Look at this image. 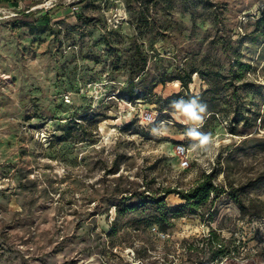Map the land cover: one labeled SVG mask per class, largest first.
Here are the masks:
<instances>
[{
	"label": "rangeland",
	"instance_id": "374dc122",
	"mask_svg": "<svg viewBox=\"0 0 264 264\" xmlns=\"http://www.w3.org/2000/svg\"><path fill=\"white\" fill-rule=\"evenodd\" d=\"M257 224L264 0H0V264H264Z\"/></svg>",
	"mask_w": 264,
	"mask_h": 264
},
{
	"label": "clouds",
	"instance_id": "9594fccd",
	"mask_svg": "<svg viewBox=\"0 0 264 264\" xmlns=\"http://www.w3.org/2000/svg\"><path fill=\"white\" fill-rule=\"evenodd\" d=\"M170 107L174 109L171 113L173 119L190 125L186 128L185 136L194 142L192 147L201 149L203 153L211 152L213 150L212 136L200 130L206 119L207 105L202 103L198 96H193L189 99L180 98L172 101ZM257 227H261L264 231V226L257 224Z\"/></svg>",
	"mask_w": 264,
	"mask_h": 264
},
{
	"label": "trees",
	"instance_id": "16d2710c",
	"mask_svg": "<svg viewBox=\"0 0 264 264\" xmlns=\"http://www.w3.org/2000/svg\"><path fill=\"white\" fill-rule=\"evenodd\" d=\"M47 17H48L47 14H44L43 16L40 17V20H45V19H47ZM262 17H263V15H262ZM143 70H144V66L139 68V71H143ZM191 73H193V71L188 73L186 75V78L183 76L176 77V79H178L180 81L181 85L183 86V88H185V90H186L187 83L191 82ZM166 81H169V80L168 79L167 80L161 79L160 83L163 85ZM186 92H187V90H186ZM126 94L130 95L131 97L138 98V97H136L137 93H134L131 88L126 89ZM211 179H212L211 176H207L202 181L198 182L197 185L193 189L189 190L188 192L183 193L181 191H177L176 193L181 197V199L186 200L187 202L190 200H193L194 198H197V197L200 198V200H205V199H207L209 192L214 188V185H213ZM166 192L168 194L172 191L167 190ZM180 206H183V205L181 204Z\"/></svg>",
	"mask_w": 264,
	"mask_h": 264
},
{
	"label": "built area",
	"instance_id": "2783aa9c",
	"mask_svg": "<svg viewBox=\"0 0 264 264\" xmlns=\"http://www.w3.org/2000/svg\"><path fill=\"white\" fill-rule=\"evenodd\" d=\"M6 14H7L6 17L16 15V13L12 9H7ZM175 150L177 153L184 155L183 164H184V167H188L189 166V160H188V156H187L188 148H186L185 145H183L181 142H179L175 145Z\"/></svg>",
	"mask_w": 264,
	"mask_h": 264
}]
</instances>
